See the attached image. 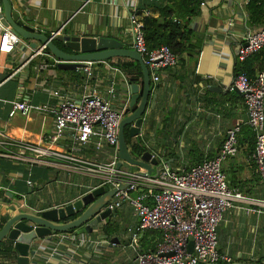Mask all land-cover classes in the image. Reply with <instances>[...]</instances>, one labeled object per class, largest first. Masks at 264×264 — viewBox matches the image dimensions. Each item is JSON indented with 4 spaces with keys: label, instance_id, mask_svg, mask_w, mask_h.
I'll return each instance as SVG.
<instances>
[{
    "label": "crops",
    "instance_id": "1",
    "mask_svg": "<svg viewBox=\"0 0 264 264\" xmlns=\"http://www.w3.org/2000/svg\"><path fill=\"white\" fill-rule=\"evenodd\" d=\"M11 2L24 19H30L26 22L42 34L52 36L53 33L60 32L59 35L113 37L121 41L125 48H132L130 15L135 14L141 21L147 16H158L160 9L168 3L166 0ZM248 2L249 0H203L200 11L189 22L195 35L188 50L179 56L175 67L158 72L159 81L154 82L152 77L154 85L148 104L147 122L136 139L146 149L159 155L161 161L168 162L175 170H182L215 158L224 145L228 129L241 125L238 153L225 163L228 182L243 194L264 202V181L261 180L257 163L253 159L254 146L247 135L250 128L244 120L247 114L245 99L241 93L229 88L238 72V48L247 29L264 26L256 27L249 23ZM57 41L61 43V48L65 47L62 49L75 53L64 42ZM33 52L28 40L16 46L12 53L0 51V133L3 135L57 150L71 149L69 132L58 141L49 140L55 127L52 114L33 110L28 115H9L11 102L15 100H28L32 104L58 103L60 98L51 96L48 88L59 90L63 97L79 99L97 86L114 107H127L129 82L125 72L116 64L130 62L132 59L114 57L98 62L95 77L86 81L83 67L74 70L61 69L57 65L38 72V64L52 61L45 55L22 66ZM258 68L255 67V77L260 70ZM113 83L118 85L114 98L107 92ZM140 85L142 88L143 84ZM212 86H216V90H211ZM139 103L140 99L137 105ZM113 151L108 145L97 150L91 142L77 152L88 159L107 162ZM28 180L32 181V186L27 183ZM101 182L100 177L70 173L58 166L30 165L0 158V212L10 215L19 209L40 212L63 207L99 187ZM240 206L228 209L224 214L218 227L219 249L234 259L235 256L239 257V261L246 257L244 262L233 264H264V210L259 205L249 206L251 210ZM9 208L14 209L4 213V209ZM119 209L113 217L115 223L117 220L123 221L122 218H130L128 226L137 222L134 211L128 217V213L121 216ZM63 233L65 232H54L38 240L30 251L32 262L44 264L39 255L47 243L56 241ZM91 234L94 238L109 236L104 233L103 227L95 228ZM109 237L113 244L102 255L91 260L84 259L82 253L91 249L86 246L76 254L72 264H136V252L130 245L128 233L117 230ZM113 238L116 240L113 241ZM144 238L147 247H152L159 240V237L149 231ZM127 248L131 251L128 252ZM234 249L237 254L233 253ZM10 259L4 264H17V255L16 262L13 260L15 258ZM49 264L60 263L52 260Z\"/></svg>",
    "mask_w": 264,
    "mask_h": 264
},
{
    "label": "built area",
    "instance_id": "2",
    "mask_svg": "<svg viewBox=\"0 0 264 264\" xmlns=\"http://www.w3.org/2000/svg\"><path fill=\"white\" fill-rule=\"evenodd\" d=\"M2 12L0 0V15ZM130 21L133 33L132 48L143 56L153 81L157 82L160 79L158 72L175 67L178 56L167 45L149 49L143 32V21L135 14L130 15ZM0 29L1 52L12 53L16 46L24 42L21 36L1 22ZM59 34L60 32L53 33L51 38L55 39ZM46 49V45L34 49L33 54L27 57L22 66L30 64L38 56L45 55L52 61L41 62L36 66V70L40 72L56 67L61 60ZM258 53H262L264 63V26L247 29L238 49L237 61L243 64L249 57ZM97 63L84 62L82 69L86 74V81L95 77ZM229 88L238 90L244 96L249 114L247 124L253 129L256 137L253 158L257 163L260 178L264 181V66L252 81L247 72L241 69ZM47 91L51 96L59 97V102L52 105L15 100L11 102L9 115H28L33 110L52 114L55 127L49 135V140L58 141L69 132L71 149L57 150L46 145L12 139L0 133V158L30 165L58 166L70 173L100 177V186L117 187L119 180L129 181L133 178L127 188L119 190L103 210H118L125 202L133 207L137 222L127 228V233L130 236V245L136 252V264H233V258L219 249L218 227L225 212L240 205H244L240 207L246 210H251V205L264 206L263 201L230 187L223 170L224 162L238 153L241 125L228 129L224 145L215 158L182 170H175L168 162L160 161L157 174L141 177L123 167L117 169L119 127L126 107H114L97 86L85 92L79 99L63 97L57 89L48 88ZM107 92L114 98L118 85L113 83ZM91 142L97 150L102 149L104 145L111 147L114 151L110 160L98 162L77 152ZM27 183L33 185L31 180ZM32 225L35 229L36 225ZM151 230L159 231L160 239L153 248L144 249L141 239ZM91 235L77 231L65 232L56 241L46 244L39 259L44 261V264H49L52 260H57L60 264H72L76 254L86 246L91 249L84 251L82 257L91 260L102 255L103 251L113 244L109 236L94 238Z\"/></svg>",
    "mask_w": 264,
    "mask_h": 264
},
{
    "label": "water",
    "instance_id": "3",
    "mask_svg": "<svg viewBox=\"0 0 264 264\" xmlns=\"http://www.w3.org/2000/svg\"><path fill=\"white\" fill-rule=\"evenodd\" d=\"M1 2L3 6V12L0 15L1 24L10 27L23 40H28L33 49L46 45L50 52L61 60L58 63V68L76 70L84 66L83 62H103L114 57H127L139 62L143 73V85L141 88L138 83L128 84V104L119 127L117 169L126 163L135 168L134 175L146 177L157 174L161 161L159 155L149 149L142 151L139 155L132 153V148L128 145L126 138L128 135L138 142L136 138L147 122L148 104L154 84L151 71L145 64L143 56L133 48H125L121 41L113 37L58 35L55 39L64 42L68 48L75 52L68 53L58 46L51 36L36 31L33 26L27 23L26 21L30 19H24L22 14L13 7L11 0H1ZM241 69L242 63L238 62L237 71ZM216 88V86L210 87L211 90H216ZM139 99L140 103L137 105ZM248 119L249 114L247 113L244 117L245 122H248ZM132 180L133 178L129 181ZM129 181L119 180L117 187L113 186L109 189L104 185L96 187L63 207H54L40 212L19 209L10 215L0 212V243L4 240L14 243L17 264H36L32 262L30 251L38 240L50 236L54 232L77 230L81 234H91L95 228L103 227L109 220H112L118 210H103V208L119 190L127 188ZM260 208L264 210V206ZM32 223L36 225L35 229ZM112 240L115 241L116 238ZM192 246L193 243H191V250Z\"/></svg>",
    "mask_w": 264,
    "mask_h": 264
},
{
    "label": "trees",
    "instance_id": "4",
    "mask_svg": "<svg viewBox=\"0 0 264 264\" xmlns=\"http://www.w3.org/2000/svg\"><path fill=\"white\" fill-rule=\"evenodd\" d=\"M166 1H168V3L160 9V14L158 16H147L142 20L144 24L143 32L149 49L154 50L163 45H167L179 59V56L188 50V47L195 35L193 30L189 27V22L192 17L197 15L200 11V6L203 0ZM247 11L249 12V23L252 26L258 27L260 25H264V21H262L264 18V0H249L247 4ZM174 17H177V19H174ZM54 41L58 46L61 44L56 39ZM62 48L65 47L62 46ZM46 51L50 52L49 49H46ZM116 66L125 72L129 83L143 84V73L139 62L131 60L130 62L117 63ZM256 66L259 67L258 69L260 70L263 69L262 66H264V63L262 53L249 57L242 64V70L247 72L251 81L255 79ZM249 128L250 130L247 132V135L250 137L251 145L254 146V154L256 137L253 129L250 126ZM126 138L128 145L132 148V153L139 155L142 151L146 150V147L143 146L140 141L136 142L128 135H126ZM229 162L233 165L231 161ZM223 170L225 171V169ZM114 226L115 222L109 220L103 226L104 233L109 236L115 233L117 230L114 229ZM149 232H151V234H155V236L160 239L161 233L159 231L151 230ZM146 233L144 237L146 236ZM144 237L141 240L142 247L144 249H148L150 247L145 245L146 240ZM154 246L155 245H152V248ZM16 255V251L11 241H3L0 243V264L7 260H11L10 258H15L13 260L16 262Z\"/></svg>",
    "mask_w": 264,
    "mask_h": 264
},
{
    "label": "rangeland",
    "instance_id": "5",
    "mask_svg": "<svg viewBox=\"0 0 264 264\" xmlns=\"http://www.w3.org/2000/svg\"><path fill=\"white\" fill-rule=\"evenodd\" d=\"M225 163L226 162H224V164H223V169H225ZM124 168H126L127 170H130V171L135 170L134 167L128 166V165H125ZM13 209L14 208H9V210L8 209H4V213L9 212V211H11ZM119 210H121L120 215L123 214V213H128V217L130 216L131 212L134 211L133 207L128 202H125L123 204V207L121 209H119ZM122 219H123V221H121V220L118 221L117 220V222L115 223L114 229L120 230L121 232H127V228L129 227L128 224L130 222V220H129L130 218H122ZM127 251L130 252L131 249L130 248H127ZM233 253L234 254H237V250L234 249L233 250ZM235 258L236 259L233 258V263H236V262L240 263V262H244L246 260V257L241 258L242 261H239L240 259L237 256H235ZM7 261H5V262H7ZM2 264H4V262Z\"/></svg>",
    "mask_w": 264,
    "mask_h": 264
},
{
    "label": "flooded vegetation",
    "instance_id": "6",
    "mask_svg": "<svg viewBox=\"0 0 264 264\" xmlns=\"http://www.w3.org/2000/svg\"><path fill=\"white\" fill-rule=\"evenodd\" d=\"M112 221H113V218H112Z\"/></svg>",
    "mask_w": 264,
    "mask_h": 264
}]
</instances>
